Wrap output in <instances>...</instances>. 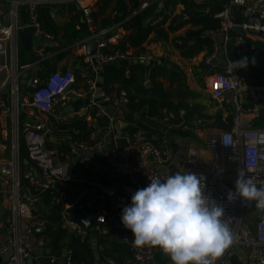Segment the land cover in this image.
<instances>
[{
    "label": "built area",
    "instance_id": "obj_1",
    "mask_svg": "<svg viewBox=\"0 0 264 264\" xmlns=\"http://www.w3.org/2000/svg\"><path fill=\"white\" fill-rule=\"evenodd\" d=\"M74 1L80 6L83 20L91 32L90 37L72 47L79 48L83 61H95L101 65L131 61L128 53L103 52L109 41L118 42L125 31L114 25L95 32L91 5L82 4L83 0ZM158 1L156 13L163 10V13L173 16V13L183 10L181 3H172L175 0ZM165 1H168L166 6ZM20 2L27 5V26L45 40L52 39L38 23L36 6L41 3L37 0H9V13L15 15ZM146 6L147 3H143L141 9ZM235 10L240 13L242 34L233 31ZM1 13L3 5L0 2ZM213 13L220 26L215 31L205 32L212 45L204 63L214 70L206 76L205 83L211 98L230 108L232 126L229 130L205 128L199 137L173 133L174 129H187L189 126H183V122L175 123V114L167 110L160 121L162 130L136 128L127 133L117 117L107 115L102 108L101 104L111 101V98L99 88L93 77L80 73L83 79V88H80L72 68L55 69L42 75L40 63L44 59V47L35 51L31 63L19 65L13 55L6 59L7 43L21 26H0V58L6 59L3 66L9 73L6 86L10 91L8 104L0 98V122L12 124L15 137L23 139L27 151V159L24 160L27 165H24V161L21 163L14 155V142L7 145L8 134L0 129V153L10 152L8 158L0 157V194L6 196L0 217V255L6 257L2 264H26L29 256L33 257V264H43L40 260L42 256L35 254L38 250L36 236L47 225L60 227L82 244H87L90 232L100 237L116 235L119 239L123 238L132 253L130 264H172L170 256L158 247L134 246V237L122 225L121 215L123 208L131 204L132 195L148 186L149 178L159 177L163 182L167 176L176 172L183 174L184 171L205 178L204 194L223 206L224 219L233 231L232 245L215 264H233L232 259L243 264H264V209L248 223L245 219L247 206L255 207V201L247 203L240 197L231 202L227 199L229 190L234 191L238 172L243 171L245 176L253 178L257 187L264 182V129L242 128L239 125V114L244 111L241 97L247 94L248 100L255 103L264 94V86L248 85L236 69L232 70L229 63L232 59L228 56L230 42H233L237 54L253 50L244 33L264 42V0H225ZM163 20L161 15L148 19L152 26L164 25ZM93 40L97 41L96 52L88 56L86 44ZM134 59L137 61V58ZM138 59L144 62L147 58L139 56ZM252 64H255L254 60ZM219 65L223 67L222 72L215 70ZM29 68L35 70L28 84L32 91L21 93L19 77L24 69ZM83 98H89V102H84L72 116L58 114L57 109L66 107L72 99ZM115 102L120 104V108L124 106L127 102L125 91L119 92ZM255 108L260 106L255 105ZM76 116L84 117L87 126L93 127L88 137L82 139L75 136L78 131L64 133L60 140L65 149L49 147V141H58L54 136L56 123ZM104 117L108 119L107 123L101 121ZM198 124H201L200 121ZM202 126L194 123L193 133ZM120 140H124L126 145L119 146ZM197 144L210 153L211 163L206 170L199 167L200 149ZM96 172L102 173L105 179L101 180ZM47 192L52 195V203L59 206L56 223L47 218L51 210L46 216L41 213L42 207L51 208L44 203ZM33 210L37 211V215L32 214ZM86 214L91 215V231L83 225ZM36 228L39 231H35ZM60 254L49 253L46 258L54 263L63 256L62 264H77L71 247L65 246ZM107 264L115 263L107 259Z\"/></svg>",
    "mask_w": 264,
    "mask_h": 264
},
{
    "label": "trees",
    "instance_id": "obj_2",
    "mask_svg": "<svg viewBox=\"0 0 264 264\" xmlns=\"http://www.w3.org/2000/svg\"><path fill=\"white\" fill-rule=\"evenodd\" d=\"M225 0H175L172 3H181L183 10L181 13L187 16L186 19L180 20L181 16H171L170 14L156 13L158 0H99L97 9L91 12L92 26L94 31L97 32L101 29H107L114 25H119L125 34L115 44H107V48L103 50L105 53H111L119 51L121 53H127L129 50L136 51L135 63L128 62L127 65L122 63H115L105 72L102 89L106 93H110L113 83L118 84L115 90L118 92L125 91L127 95V102L122 106L123 118L127 123L124 130L127 133H132L136 128H143L145 130H162L161 119L165 110L172 111L175 114V123L183 122V126H189L184 129H174L173 133L180 132L185 136H194L193 124L198 126L213 125L222 128L223 130H229L232 126V114L230 108L224 105L227 115L225 121L222 122L221 110L217 111L214 116H209L210 123L198 124V120L201 116L198 113L196 107H188L180 96L182 95L184 84L180 73L173 69L166 68L161 65H155L147 72V66L144 62H140L139 55L144 53L143 44L147 41L150 34H155L157 38L167 40L168 33L174 32L181 28L186 23L190 24L191 30L187 31L188 37L193 40L192 44L184 42L177 45L181 56L184 58H192L200 53L203 49H211L212 41L209 36L205 34L208 30H217L220 26V22L217 18H214L213 12L218 10ZM147 3V6L141 9V5ZM168 1L164 2V6ZM70 11L77 13L76 16L70 18L61 28H57L51 17V9L49 5L38 4L36 6V13L38 23L43 32L49 34L55 40H59L64 46H71L77 42L79 34L82 32L86 36L90 35L88 31V25L83 22H79L78 18L82 15L81 9H78L77 4L73 1L65 2ZM109 14L106 17H100L107 11L108 7H111ZM164 16L163 24L167 22L168 26L164 25L152 26L148 21L153 16ZM99 16V21H98ZM78 27V28H77ZM69 45V46H68ZM69 50V49H68ZM67 52L60 51L56 54L54 60L45 59L42 60L41 73L47 75L55 71V62L62 59ZM255 52L257 54H255ZM228 56L232 61L240 60L242 57L247 56L249 58L247 68H237L239 77L246 72L248 79V85L252 86H264V44L257 45L254 50H250L244 53L237 54L235 52V46L233 42H230L228 47ZM252 60L255 64H252ZM126 72L128 74H126ZM80 77V74H77ZM151 83L150 87L145 86V77ZM77 77V76H76ZM77 77V78H79ZM167 78L170 85L176 83L175 89L171 87L165 89L162 81L158 78ZM242 78V77H241ZM114 88V87H113ZM7 98L6 103H9V86L6 88ZM32 91L31 87H26L23 93H29ZM117 94V95H118ZM178 101H175L174 98ZM111 98V97H110ZM255 105L260 106L257 115L253 118L251 123L252 128L264 129V100L258 99L256 103L248 102L243 104V108L252 109ZM180 110L184 113L181 114ZM102 122L107 123V118H102ZM54 136L58 141L48 142L49 147H58L65 149V144L60 140L64 133L73 134L74 131H78L75 134L77 137L86 139L93 127H89L86 124L84 117H71L66 121H61L55 125ZM20 149L19 154L21 158H27V151L23 142V139L19 138ZM124 140L119 141V146H125ZM96 175L104 180L103 174L96 172ZM107 182V181H106ZM44 203L51 206V212L48 215V220L51 223H56L59 218V206L52 203V195L47 192L44 196ZM48 239L47 247L50 249V254H58L60 250L65 247L64 240L66 238V232L60 227H52L47 225L46 229L42 232H37ZM70 241L67 246L71 247L74 252V261L77 264L87 262V264H93L95 259L97 264H107V259L112 260L115 264H130L132 261V253L127 243L122 242L116 235L100 237L97 236L100 247L94 253L90 245L80 243L74 236H69ZM233 264H243L237 259H232ZM43 264H62L59 261L50 263L45 260Z\"/></svg>",
    "mask_w": 264,
    "mask_h": 264
},
{
    "label": "crops",
    "instance_id": "obj_3",
    "mask_svg": "<svg viewBox=\"0 0 264 264\" xmlns=\"http://www.w3.org/2000/svg\"><path fill=\"white\" fill-rule=\"evenodd\" d=\"M37 1L40 2L41 4H46V5L50 6L51 17H52L53 22L57 28H61L65 23H67L70 20L71 17L77 15V13H73V11H70V9L66 5H63L65 2H68V1L75 2L74 0H37ZM98 1L99 0H83L82 4H87V3L90 4L92 11H93V10L97 9ZM199 1H201V0H199ZM0 2L3 5V13H1V15H0V26H7V25L16 24V25L21 26V27H26L28 25V22H29L28 12H27V5L25 3L20 2L17 5L15 15H11L8 11L10 8L9 0H0ZM158 5H159V3H158ZM158 5H157V7H158ZM77 7H78V9H81L78 4H77ZM111 8H112V5H111V7H108L107 11L104 14H101L100 17L101 18L106 17L109 14ZM182 14H183V16H181L180 20L186 19L187 16L184 15V13H173V16H180ZM99 19L100 18L98 16V21H99ZM78 20H79V22L84 21L83 20V14L81 16H79ZM167 26H168V24H165L163 27L166 28ZM87 29L89 31V27H87ZM191 29H192V27L190 26V24L186 23L185 25H183L178 30L168 33V39L167 40L159 39L153 33L150 34L147 41L143 44L144 53L140 54L139 56H145L147 58L146 60H144V64L147 66V72L148 73L150 71V68L155 66V65H161V66H164L166 68L173 69L176 72H179L180 77L182 78V82L184 84V88H183L182 95L180 96V98H181L180 100L183 99L184 103L186 105H188V107H191V106L196 107L198 109V113H202V112L204 113V110L207 109L206 108L207 104L203 103L204 99H201V96H203L206 92H208V90L206 88V83H205L206 76L214 71V70H212L210 65L204 63V57L208 53H210L211 49H203L200 53H198L197 55L193 56L190 59L182 57L177 45H180L184 42H187L188 44L193 43V40L190 37H188V34H187V31L191 30ZM32 34L33 35H32L31 50L26 51L24 49L23 45L21 44L19 37L17 36V31L15 34L13 33L12 36L10 37V41L7 43V51L8 52L6 55V59L7 58L9 59L10 55H13V56H16V61L19 65H24L27 63H31L34 60L35 51L37 49H41L44 47L45 51L43 54V58H44L43 60H45V59L54 60L53 58H55V56L58 52H60V51L62 52V51L67 50V52L64 54L62 59L55 62V68L58 70H63L65 68H72V70L75 73V76H77V77H79L77 74L84 72L87 76L93 77L97 81L99 88L102 89L103 80L105 77L104 76L105 72L112 65H101L100 63H97L95 61L93 63H86L83 61L82 52L79 50V48L78 47L72 48L73 45H76L81 39L88 38V37H90V35L86 36L84 34V38H81V39L78 36L77 42H75L71 46L68 45L69 47H67V46H64L62 43H59V40H55L53 37L50 40H45V38H43L41 35L40 36L37 35L36 32H34V31ZM244 35L250 41L251 45H253V50L257 45L264 44L263 41H261L258 37L254 36V35L249 36L246 33H244ZM99 39H102V37H99ZM115 43H116V41H109L108 44L111 45V44H115ZM127 53L129 55V57L133 59L131 61V63H135L134 58L136 56H134V55H135L136 51L129 50ZM255 54H257V53L255 52ZM6 59L0 58V98L3 99L5 102H6V100H8L5 98H7L6 83H7L8 77H9L8 70L3 66ZM222 59L223 58H221V60ZM121 63L124 65L128 64L127 61H123ZM238 69L241 70V68H238ZM215 70L222 72L223 71L222 65H219L218 68H216ZM34 73H35V70L32 68L31 69L30 68L24 69L21 72L20 77H19V90L21 93H23L24 90L26 89V87H28L29 79L33 76ZM126 74H128V73L126 72ZM240 76L245 80V82L246 81L249 82L247 79V76H246V72H244V74L240 75ZM144 80H145V83H144L145 86L150 87L151 83H150L147 75H146ZM158 80L162 81L163 87L165 89H169L170 87L172 89H175V87H176V83L170 85V82L168 81L167 78L160 77V78H158ZM203 81H204V83H203ZM200 82L202 83V85H204V87H201ZM117 85L118 84L113 83L111 92L107 93L111 97V101L104 102L101 104V106L106 111L107 115L117 117L118 121L121 122V125L126 127L127 123L124 121V118H123V112H122L123 108L122 107L120 108V104L115 102V99H117V97H118V95H117L118 92L115 90ZM77 86L80 88H83L82 87L83 86V79L81 78V76L79 78H77ZM250 86H252V85H250ZM209 96H210V94H209ZM243 96H246L245 102L243 101L244 104H246L248 102L254 103L253 101L248 100L249 96L247 94H243ZM174 100L178 101V99L176 97L174 98ZM84 102H89V98L72 99L71 102L66 107L61 108V109H57L59 112L58 114H63V115L65 114V115L72 116L75 111H78V109L80 108V106ZM215 102H216V104L213 107L214 112L212 114H210V116H214L217 111L221 110V113H222L221 121L224 122L225 117L227 115L226 109L222 105L223 103H218L217 101H215ZM256 102L257 101H255V103ZM259 109L260 108H255V107H253L252 109H246V110L244 109V111L241 114H239V125H240V127H242V128L250 127L251 123L253 121V118L257 115ZM207 110H209V109H207ZM180 112H181V114L184 113L183 110H180ZM196 121H197V123L199 121L200 122L203 121V123L205 125L211 122L210 119H206V118L205 119L201 118L200 120H198L196 118ZM207 121H208V123H207ZM211 126L212 127H209L208 129H210V128L211 129H219V130L222 129L218 126H213L212 124H211ZM202 127L203 128L195 129L194 134L196 136L199 137L200 135H202L203 132L205 131V128H207L204 126H202ZM0 129L5 130L8 134V137H9L8 140L9 141L7 142V145H9V143L12 141L14 142V145L16 147V150L14 151V155L16 158L19 157V160L21 161V163H23V161L27 158H21L20 157V154H19V149H20L19 137H15L14 128H13L12 124L10 122H6V123L0 122ZM197 147L200 149L199 150V156H200L199 167L201 170H206V169H208V167L211 163L210 153L207 152L205 149H203L201 144H197ZM9 156H10L9 150H6L4 153H0L1 158H4V157L8 158ZM24 165H27V162L24 161ZM5 199H6V196L0 194V205H2V203L6 201ZM90 231H91V229H90ZM91 234H93V233L92 232L89 233V240H88L87 244L90 245L92 251L94 253H96V251L100 247V245H99L97 236H95V248L92 247L93 238L91 237ZM109 236H112V235H109ZM36 239L38 240V245H37L38 250H36V251H38L39 255L42 256L40 258L41 263H42L45 260H47L46 256H48V254L50 253V249H49V247H47L48 239L41 234H38V236H36ZM67 239L69 240V235H66L64 243ZM121 241L124 242L122 239H121ZM67 244L68 243H65V246H67ZM62 249L60 250L58 255H61L60 253L62 252ZM5 258H6L5 256L0 255V264H2L4 262ZM59 262H60V260H59ZM34 264H37V263L34 262ZM82 264H85V263H82ZM86 264H87V262H86ZM93 264H97L96 259H95V262Z\"/></svg>",
    "mask_w": 264,
    "mask_h": 264
},
{
    "label": "clouds",
    "instance_id": "obj_4",
    "mask_svg": "<svg viewBox=\"0 0 264 264\" xmlns=\"http://www.w3.org/2000/svg\"><path fill=\"white\" fill-rule=\"evenodd\" d=\"M249 58L231 61L234 71L247 68ZM147 187L138 189L131 204L124 207L122 225L131 231L136 247L152 246L169 255L172 264H215L233 243V231L224 219L223 206L204 194V177L176 172L162 182L151 177ZM237 197L255 201L264 209V182L237 173L229 202Z\"/></svg>",
    "mask_w": 264,
    "mask_h": 264
},
{
    "label": "water",
    "instance_id": "obj_5",
    "mask_svg": "<svg viewBox=\"0 0 264 264\" xmlns=\"http://www.w3.org/2000/svg\"><path fill=\"white\" fill-rule=\"evenodd\" d=\"M240 13H239V10H235L234 12V27H233V31L235 33H238V34H242L243 31L242 29L240 28L239 26V23H240ZM33 33V28L30 27V26H26V27H21L17 30V36L19 37V40L21 42V44L23 45L24 49L26 51H30L31 50V46H32V34ZM79 38H84V34H80L79 35ZM82 40V39H81ZM96 48H97V41L96 40H93V41H89L87 42L86 44V53L88 56H91V55H94L95 52H96ZM39 75H41V73L39 72L38 73ZM261 100H264V94H262ZM249 201H247L248 203ZM41 213L43 216H46L47 213L50 212L51 208L50 207H42L41 209ZM3 213V208L2 206L0 205V217ZM32 214L33 215H37V211H32ZM83 225L85 227L86 230H90L91 228V215L90 214H86V219L85 221L83 222ZM118 226V224L116 225ZM35 231H39L38 228L35 229ZM91 237L93 238V241H92V247L95 248V234H91ZM123 240V238H122ZM124 241V240H123ZM35 254H39L38 251H36ZM64 261V257L62 256L60 258V262L62 263ZM26 264H33V257L32 256H29L27 259H26Z\"/></svg>",
    "mask_w": 264,
    "mask_h": 264
},
{
    "label": "rangeland",
    "instance_id": "obj_6",
    "mask_svg": "<svg viewBox=\"0 0 264 264\" xmlns=\"http://www.w3.org/2000/svg\"><path fill=\"white\" fill-rule=\"evenodd\" d=\"M176 13H178V11ZM179 13H181V12H179ZM203 83H204V81H203ZM246 83H248V82L246 81ZM200 84H201V87H204V85H202L201 82H200ZM201 99H204L203 103L207 104L206 108L209 110L205 109L204 113L203 112L199 113V115L201 116L202 119H205V118L209 119L208 117L210 116V114H212L214 112L213 107L215 106L216 102H215V100H213L211 98V96H209L208 92H206L203 96H201ZM241 100L245 102L246 96H242ZM191 107L193 108V106H191ZM206 127L209 128L212 126L206 125ZM199 128H203V127H199ZM254 205H255V207H252V205L247 206V217L245 219L248 223L254 221L258 217V212H261V210H262V209L256 207V202H254ZM69 236H71V235H69ZM69 241H70V238H69V240L67 239L65 241V243H69Z\"/></svg>",
    "mask_w": 264,
    "mask_h": 264
}]
</instances>
